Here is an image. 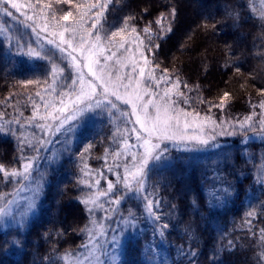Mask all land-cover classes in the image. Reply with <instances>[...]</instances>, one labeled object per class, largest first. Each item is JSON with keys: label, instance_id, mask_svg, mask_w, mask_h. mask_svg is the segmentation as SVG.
<instances>
[{"label": "trees", "instance_id": "trees-1", "mask_svg": "<svg viewBox=\"0 0 264 264\" xmlns=\"http://www.w3.org/2000/svg\"><path fill=\"white\" fill-rule=\"evenodd\" d=\"M230 2L232 0H120V3L109 5L108 11L112 8L119 12L123 11L128 16H136L137 19L131 23L139 31L150 21H155L161 13L167 14V5L171 3L175 6L177 17L172 24L173 31L166 34L163 39H153V43H159L160 47L153 48L155 54L150 55L152 64L159 65L156 71L163 74L166 69L173 80L178 77L182 81L181 91L186 93L189 103L185 104L182 100L179 102L186 110H195L215 119L233 120L244 118L264 101V96L257 94V89L264 88V78L261 77L264 69L250 59L247 53L248 46L238 45L233 39L240 30L243 32L246 30V33L248 32L246 38L249 36L251 40L254 36L256 38L260 35L259 33L262 32L257 29L258 26L261 27L258 14L249 11L250 0H245L242 8L247 9L246 22L232 27L231 21H224L222 25H218L220 30L216 34L197 28L205 18H209V24L214 20H223V9L229 6ZM255 4L257 5V0ZM145 9H147L146 13ZM15 16L17 19L13 20V23L18 25V29L27 38L45 39V32H41L38 28L39 36H37L30 28L25 27L26 23L31 22L25 21L20 14ZM153 28L158 32L154 23ZM190 34L192 39L188 38ZM0 41H3L1 44L4 46L5 39L0 36ZM226 43L232 45L235 50L234 53L229 54V57L224 55ZM9 48L13 50L12 46ZM43 49L45 51L52 49L46 39ZM14 54L11 55L9 51L7 53L11 60L20 63L24 55ZM226 59H234L241 66L242 74H236L231 63L226 65ZM250 74L255 78H250ZM184 84L188 87L185 88ZM241 85L244 87L242 88ZM224 91L230 92L234 99L226 100V106L222 109L211 107L220 103ZM29 96L40 104L38 101L41 99L35 93H23L18 86L12 84L11 77L0 75V113L4 116L0 124L3 123L2 125L6 128L10 127L16 133L12 135L10 132H0V163L6 168L19 165L17 161L21 152L18 150L20 147L18 137L21 134L31 138L34 133L36 137L52 141L39 153L33 152L31 148H25L32 156L39 157L35 161L34 168L37 166V171L44 172L42 173L44 179L42 204L31 223L26 228L15 231V234L18 233L19 241L8 240L14 234L13 231L0 234V264H64L61 257L65 251L72 252L85 241L87 233L81 232L80 229L89 224L92 217L79 200L83 194L77 167L72 164L70 171L48 170L53 153L51 148L55 146V140L61 137L60 132L56 134L54 131L53 135L45 137L44 133L34 126L21 128L15 123L8 125L7 121L17 118L21 124L26 123L30 112L33 111L30 108L32 104L28 100ZM41 104L43 105L42 102ZM35 123L44 122L34 121L33 124ZM48 123L53 122L49 120ZM243 134L214 140L210 144L218 143L212 148L226 154L221 165L215 168L207 166L205 170L199 171L196 177L193 175V170H190L179 177L162 179L155 183L152 192L155 194L154 200L160 201L156 211L161 216V220L156 223L160 225L163 222L169 225L166 229L158 226L154 233L157 245L155 242L154 244L163 264H189L193 257L187 253L192 249L196 252L195 264H213V254L217 252L222 264H246L249 261L257 264V257L261 251H264V246L258 239L259 230L264 228V183L259 182L261 173L264 172V137L245 139ZM108 138V132L104 131L95 135L94 143L96 150L99 151L98 162H95L98 169L87 178V181L93 184L99 180L101 183L98 187L101 191L106 189L107 180H115L113 172L107 170L112 156L110 152L113 151L108 150L107 162L104 159L105 152L101 153L106 147L104 142ZM60 141L56 140V144L60 145ZM167 146L171 150L173 145L168 143ZM175 150L180 152L182 149ZM200 154L207 156L208 153ZM41 161L46 166H41ZM110 166H113L112 163ZM101 172L104 174L103 177L99 175ZM120 173L122 174L121 169ZM2 175L0 174V192L10 185L3 182ZM189 177L193 178L191 186L187 183ZM102 184H105L104 187L101 186ZM119 186L117 184L113 195L101 199L104 208L115 209L116 215L119 211L123 212V208L131 201L129 193L124 195V188ZM95 190L94 187L88 192ZM114 197H122L120 205L107 203L108 199ZM248 208L256 210L257 214L248 218L252 221L251 225L245 223L247 219L241 220L243 211ZM100 212L105 211L97 210L94 215ZM113 212L109 211L108 214H114ZM113 220L114 218L111 217L110 225L114 223ZM135 220L140 221L141 215L135 216ZM249 227L252 229L251 232ZM161 231H163L162 236L159 234ZM132 239L133 237L128 238L125 246L130 245ZM229 240L233 242L231 246L228 245ZM129 249L133 255L135 247L131 245ZM49 257L51 259H46ZM133 259L134 264H145L143 259L136 256H133Z\"/></svg>", "mask_w": 264, "mask_h": 264}, {"label": "snow or ice", "instance_id": "snow-or-ice-1", "mask_svg": "<svg viewBox=\"0 0 264 264\" xmlns=\"http://www.w3.org/2000/svg\"><path fill=\"white\" fill-rule=\"evenodd\" d=\"M120 3V0H0V15L10 17L13 20L17 19L12 10L24 16L26 23L25 27L30 28L32 33H37L39 28L41 32L48 33L45 37L47 44L55 47L61 54L67 55L68 63L61 67L57 63L50 61V70L48 80L43 81L48 85L52 92L59 90V104L51 101H46L39 91L35 93L43 101L45 112H40V104H37L32 97L28 100L32 104V115L27 118L25 124H21L17 118L15 120L7 121L8 125L12 123L20 125L21 128L25 126H34L39 128L45 137L55 131L61 132L65 125H71L73 121L78 120L85 112H96L97 110L107 111L110 119L120 120L122 122L132 124L131 128L125 127L123 129L117 127L113 133L114 142L119 144V147L111 153L114 164L108 167V172H113L116 176V183L107 180V187L103 191L99 190L100 181L96 180L95 184L82 180L80 183L84 184L89 189L95 187V191H90L79 198L80 203L85 206L86 211L90 217H94L97 210H104V219H111L108 215L109 211L115 209H106L101 203V197H109L117 189V184L123 186L128 192L133 193L144 201V211L147 216L154 222H159L161 216L156 209L160 206L159 200H154L151 193H147L145 184L149 176L151 166L166 163L167 153L169 152L168 143L174 147H183L188 149L190 143L194 145L209 146L215 140V130L217 128V121L210 115L203 118L198 112L193 110L192 113L178 108L180 100L188 104L189 98L185 92L181 91L182 81L177 77L175 80L168 75L167 70L159 77L155 74L159 65L152 66V61L149 55L154 56L153 48L159 49V43H153L154 38L163 39L164 36L173 31L172 24L177 17V9L171 3L167 5V14L161 13L155 21H150L142 29L137 31V28L131 22L136 20V16L129 15L124 18L122 26L110 34L105 33L103 21H106V12L109 5ZM57 5H71V8L63 14H60L61 9ZM261 8H256L255 0H250L248 5L251 13L258 12V18L261 23V31L264 34V0H260ZM240 7H244L241 5ZM147 12V9L144 10ZM31 13V14H29ZM248 13L238 12L237 6H227L224 10L223 20H214L211 24L208 23L209 18H205L197 28L203 31H211L216 34L220 29L218 25H222L224 21H231V26L235 27L241 22H246L245 17ZM141 19L143 16L140 17ZM37 21H43L42 24ZM72 21L73 23H69ZM63 22V23H62ZM89 22L90 25H89ZM153 23L157 26L158 32L154 30ZM125 32L134 38L135 51L139 54V59L123 55L129 51L126 47L128 38L124 35ZM67 34V35H66ZM0 36L7 40L9 47L12 46L15 40L16 47L20 50V54L26 55L33 59H49L48 53L44 51L43 45L40 50L33 48L30 44L21 43L22 37L14 38L10 30L3 24H0ZM51 37V38H48ZM119 38V39H117ZM189 39H192L190 34ZM3 43V41H0ZM87 46V47H86ZM183 46V45H182ZM26 49V50H25ZM115 49V50H113ZM123 50V51H122ZM232 45L225 44V57L234 53ZM74 53H79V58ZM87 53V55H85ZM147 53V54H146ZM264 59V54L261 55ZM103 61V63H102ZM142 62V63H141ZM226 65L231 63L235 69L236 74L241 73V66L236 63L234 59H226ZM130 71H124L128 69ZM66 68L74 69V75L65 76ZM87 69V74L84 72ZM90 77V78H88ZM261 77L264 78V71L261 72ZM250 78H255L251 76ZM70 81V82H69ZM25 87L27 85H39V80H26L20 82ZM161 84L166 85L162 90ZM254 86V85H253ZM187 88L188 85L184 84ZM243 88L244 85H241ZM157 89L159 91L154 90ZM123 89V92L121 91ZM48 89L45 88V91ZM257 94L264 96V88L257 89ZM147 97V99H145ZM176 97V99H174ZM67 98V99H65ZM234 99L232 94L224 91L220 97V103L212 105L211 107L224 108L225 101ZM203 102V101H201ZM127 105L130 111H126L120 105ZM254 108L256 106H253ZM261 112L259 114L253 112L252 115L245 117L244 120L238 121L237 126L246 135L250 131L257 136L264 137V101L259 104ZM210 110V109H209ZM23 115V113H21ZM259 115L260 119L254 122L253 117ZM134 117V120L132 119ZM181 117H183V126H181ZM188 117H191L189 122ZM4 118L0 113V120ZM39 120L44 123H35ZM51 120L53 123L49 124ZM58 121V123H57ZM256 124L259 126L257 127ZM138 126V127H137ZM189 128H193L194 135H188ZM0 132L11 133L16 135L10 127L6 128L0 124ZM221 134H235L221 133ZM134 135L135 143H130L131 137ZM19 151L21 156L19 161V168H6L3 163H0V174L3 182H15L18 187L12 194L0 193V220L12 215L11 206L16 202L14 199H9L10 195H18L26 186L23 182L31 181L32 170L38 156H25L23 150L25 147L31 148L33 152L39 153L42 148H46L52 141L46 138L24 136L21 134L18 137ZM94 147L93 144H88L83 152L81 158H84L85 153H89ZM108 150H105L104 159L107 162ZM123 158V164L115 163ZM123 167V174L119 171H114ZM89 166L84 164L82 172L88 169ZM91 175L90 172L86 173ZM103 177V173H99ZM259 182L264 183V172L261 173ZM147 193V194H146ZM122 197H114L107 200L109 205H120ZM34 204H30L29 208H34ZM175 207V206H173ZM248 217H255L256 211L252 210L246 214ZM123 223L129 227L135 226V215L129 212V218L124 219ZM246 224L251 225V219L245 221ZM161 229L169 227L167 223L160 224ZM81 232L87 233L89 241L96 240L99 243V236H106L107 232L104 226L99 224L94 218H90L89 224H86L80 229ZM249 231L252 229L249 227ZM163 235V231L159 233ZM253 235H256L253 233ZM258 239L262 246H264V228L259 230ZM119 243L117 236H112V244ZM232 241H228V245H232ZM93 244L81 245V247H94ZM226 250V249H225ZM188 255L193 259L190 264H195L196 252L194 249L190 250ZM73 253L66 250L61 257L64 264H91L90 258L85 261L79 259H72ZM46 259H51L46 258ZM97 264H100L99 257H97ZM213 264H222L219 259V253L213 254ZM257 264H264V251H261L257 257Z\"/></svg>", "mask_w": 264, "mask_h": 264}, {"label": "rangeland", "instance_id": "rangeland-1", "mask_svg": "<svg viewBox=\"0 0 264 264\" xmlns=\"http://www.w3.org/2000/svg\"><path fill=\"white\" fill-rule=\"evenodd\" d=\"M245 0H232L230 2L229 6L236 5L238 12H245L247 13L246 8L240 7L241 5H244ZM57 8L61 9L62 11L60 14H63V12H66L71 8V5H57ZM257 9L259 10L261 8L260 0H257ZM115 10V9H114ZM112 8L111 10L107 11L105 15H107L106 21H103L104 29L105 31L101 33V35H105V33L110 34L112 31L117 30L120 26L123 24V20L128 15L123 11H114ZM225 10V9H223ZM14 15H19V13H16L15 10H12ZM31 14V13H29ZM258 14V12H257ZM22 16V15H21ZM24 18V16H22ZM247 17V15H246ZM25 19V18H24ZM37 23L42 24L43 21H37ZM63 23V22H62ZM69 23H73L70 21ZM91 22H89L90 25ZM0 24H3L5 27H7L11 35L14 38L22 37L21 43L23 44H30L33 48H36L37 50H40L41 45L44 44L45 39L42 37L39 39L33 38H27L22 31L18 29V25L13 23V19L10 17H5L3 15H0ZM260 32H262L260 29L261 27L258 26L257 28ZM20 31V32H19ZM25 33V32H24ZM259 33V32H258ZM246 30L244 32L240 30L237 32L236 36L233 38L238 45L247 47L248 46V52L249 56L251 57V60H254V62L260 64L261 67L264 69V59H261V55L264 54V34L259 33L257 37L260 38H254L251 40V37L246 38ZM30 35V34H29ZM67 35V34H66ZM124 35L128 38V43L126 44V47L129 49L128 52L123 53V55L131 56L139 59V54L135 51V41L134 38L129 34V32H125ZM46 36H48V33H46ZM1 38L4 40L5 38L1 36ZM51 38V37H48ZM250 38V39H249ZM119 39V38H117ZM247 39H249V42L247 43ZM263 39V40H262ZM4 43L5 45L0 43V75H5L8 77H11L12 84H15L20 88V90L23 91L25 94H31L36 93L39 91L40 93H43V97L47 98L46 101H51L55 104H59V99L57 98L59 96V90L57 92H52L50 88H48L47 84H44L43 81L45 79L48 80V83H51V79L48 76V72L50 70V61H53L60 65L61 67H64L68 63L67 55L61 54L59 51L55 49L51 45V50H46L48 53L49 59H33L26 55L23 56V60L18 63L16 61L11 60V58L7 55L8 51L11 53V55H20V50L14 45L15 40L13 41V50L8 46L7 40ZM7 45V46H6ZM87 47V46H86ZM54 49V50H53ZM26 50V49H25ZM115 50V49H113ZM45 51V50H44ZM123 51V50H122ZM147 54V53H146ZM74 55H77L79 58V53H74ZM87 55V53H85ZM149 55V59L151 60V56ZM103 63V61H102ZM142 63V62H141ZM152 66H154L152 64ZM129 66L128 69H125L124 71H130ZM85 74H87V69L84 68ZM69 74L74 75V69H68L66 68L65 76H68ZM155 74L157 77H159L162 73L156 71ZM90 78V77H88ZM39 80L41 81V84L39 85H27L25 87L20 82L26 81V80ZM70 82V81H69ZM166 85L161 84L160 89L162 90L165 88ZM45 88L48 90L45 91ZM154 90L159 91L154 88ZM123 92V89L121 90ZM67 99V98H65ZM147 99V97H145ZM176 99V97H174ZM40 104L43 101H38ZM259 106V104L257 105ZM41 107L43 105L41 104ZM40 107V109H41ZM120 107L126 111H130L129 106L121 104ZM31 110H33L32 106L30 107ZM178 108L184 109L185 111L192 113L193 111L186 110L181 102H178ZM30 112V111H29ZM40 112L43 114L45 112V108H42ZM253 112L259 114L261 112V109L255 108L253 109L249 114H247L245 117L252 115ZM32 115V112H30ZM200 117L203 118L207 114L199 113ZM28 116V115H27ZM213 119H215L213 116H211ZM233 119L230 118H219L215 119L217 121V128L215 130V140L224 139L228 137H236L244 132L239 129L237 126L236 128L231 127V125L237 124L238 121L245 119ZM134 120V117L132 118ZM183 117H181V126H183ZM189 122H191V117H188ZM254 122L260 119L259 115H256L253 117ZM39 122V120H36ZM3 124V123H2ZM133 125L128 124L125 122H122L120 120L116 119H110L107 111H101L97 110L96 112H85L83 116H81L78 120L73 121L71 125H65V130H61L60 134L61 137L59 139H56L60 141V145L56 144L55 140V146L51 148V151L53 152L52 159L49 161L48 170L59 171H70L72 170V164L77 167L79 172L80 180L87 181V178L90 176L86 173L90 172L91 174L93 171H96L98 169V166H96L95 162H98V152L96 150V144L94 143V137L98 132L104 131L108 132L109 138L107 141L104 142V145H106L103 150H101V153L103 154L105 150H111L114 151L119 147V144L114 142L113 139V133L116 131V128L119 127L121 129L128 127L131 128ZM258 127L259 125L256 124ZM138 127V126H137ZM54 132V131H53ZM235 132V134H221V133H232ZM57 134V133H56ZM188 135H194L196 134L193 128H189L187 131ZM245 134V133H244ZM243 134V135H244ZM50 135H53L50 134ZM245 139L251 138V139H257L260 138V136L255 135L254 133L249 134V132H246V135L244 137ZM244 140V139H243ZM130 143H135V137L134 135L131 137ZM93 144L94 147L90 150L89 153L84 154V158H81V153L83 152L84 148L88 144ZM64 144V145H63ZM218 145L212 144L207 147L202 145H194L190 143L188 145V149L185 150L183 147H179L182 149L180 152L176 151L178 147L171 146V150L166 154L167 155V162L154 165L150 167L149 170V176L146 181L145 187L147 190V193L152 194V198H155L154 192H152L154 189V185L157 181H160L162 179L166 180L169 178L179 177L183 175L185 172H188L190 170H193V175L196 177L197 173L199 171H203L206 169L207 166L216 167L218 165H221L222 161L225 159L226 154L220 153L217 150L213 149L212 147H215ZM26 148V147H25ZM24 148V149H25ZM178 148V149H179ZM176 151L173 153V151ZM207 152V156H202L200 153ZM186 153V154H185ZM111 154V152H110ZM23 155L31 157L32 155L28 151V149L23 150ZM110 163L108 167H110V164H114L112 156L110 157ZM123 158H121L120 161H117L116 163L123 164ZM41 166H46V164L43 163V161L40 162ZM39 163V164H40ZM76 164H79L76 166ZM84 164H87L89 166L88 169H85L83 172L81 171ZM214 165V166H213ZM20 164L16 167L19 168ZM122 167V166H121ZM119 169H116V171L120 172V169L122 170L123 174V167ZM36 168V169H35ZM32 170V176L31 181H25L23 182L26 186L23 188V190L18 195H10L8 196L9 199H14L16 202L11 206L12 209V215L9 217H6L3 220H0V234L5 233L8 231H13L14 234L8 238V240L14 242L19 241L18 233L15 234V231L17 229L26 228L31 221L36 217V215L39 213L42 199H43V188H44V179L43 174L44 172L37 171V166ZM108 169V168H107ZM115 176V175H114ZM84 177V178H83ZM193 177V176H192ZM189 177L187 183L189 186L193 183V178ZM95 179V178H94ZM116 176L115 180H113V183H116ZM90 182V181H89ZM101 183V182H100ZM105 184H102L101 186L104 187ZM120 184H118L119 186ZM18 187V185L13 181L10 182V185L6 186V189L0 193L3 194H12L15 192V188ZM120 188H123V186H119ZM124 195L129 193V196H131V201L126 205L125 208H123V212L119 211L116 215L115 211L114 214H108L112 218H114V223L112 225L111 222H109L110 219L105 220V212H100L98 215H94V219L98 221L99 224L104 226L105 231L107 232L106 236H99V243H96V240L93 239V241H89L88 235L85 236V241L81 245H88L93 244L94 247H77L74 251H72L73 256L72 259L76 260L79 259L80 261H85L86 259L90 258L91 264H97V257H99L100 264H134L133 256L138 257L139 259H143L145 264H163L160 261L159 252L157 251V240H154V233L157 230V227L159 224L154 222L151 218L147 216V213L144 211V201L142 198L137 197L133 193L130 194L126 189ZM81 191L82 194H86L89 191V188L86 187L84 184L81 183ZM146 193V194H147ZM113 195V194H110ZM112 197V196H111ZM128 197V195H126ZM129 198V199H130ZM105 199V197L101 198ZM3 202H0V205H2ZM30 204H34V208H29ZM258 207H256L257 209ZM252 211V209L248 208L243 211L241 220H245L251 217H248L246 214ZM256 211V210H255ZM129 212L134 213L135 216L141 215V220L137 221L135 220V226L129 227L128 225H125L123 223L124 219L129 218ZM115 215V216H114ZM105 221H107L105 223ZM263 222V221H262ZM161 222L160 224H162ZM110 226H109V225ZM137 225H140L137 226ZM141 230V231H140ZM116 235L119 243L116 245L112 244V236ZM133 237L130 245L125 246L126 241L128 238ZM137 237H140L137 238ZM161 237V236H160ZM162 238V237H161ZM137 239V240H136ZM155 242V244H154ZM133 245L135 247V252L132 255L129 251V246ZM158 252V253H157ZM135 258V257H134ZM190 264V263H189ZM245 264V263H244ZM246 264H256L254 261L246 262Z\"/></svg>", "mask_w": 264, "mask_h": 264}]
</instances>
